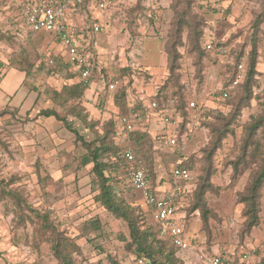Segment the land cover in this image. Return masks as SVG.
Returning <instances> with one entry per match:
<instances>
[{
    "label": "rangeland",
    "instance_id": "rangeland-1",
    "mask_svg": "<svg viewBox=\"0 0 264 264\" xmlns=\"http://www.w3.org/2000/svg\"><path fill=\"white\" fill-rule=\"evenodd\" d=\"M18 1L0 0V32L3 35L0 57L2 54L6 59L21 55L23 47L28 60L35 65L31 75L25 79V86L38 91L39 96L34 103V113L22 111L20 114L19 109L9 106L26 109V102L21 103L26 93L24 73L11 69L14 62L10 65L0 60V264H58L49 252L48 233L41 229L40 220L30 214V218L18 223L17 208L1 193V189H15L32 208L50 212V219L79 247L73 254L75 264H113L110 259L118 264H148L146 261L139 263L134 255V245L119 238L120 233H126L125 226L93 201L91 164H80L85 151L75 141L74 133L62 121L44 117L39 111L55 108L80 136L86 141L93 140L96 132L101 134L105 131V122L109 117L126 113L114 105V92L105 88L110 77L119 80L118 87L125 86L127 101L136 109H141L140 98L150 100L168 79L164 45L169 39L173 6L181 2L176 4L181 10L184 3L182 0H105V8L100 9L98 3L103 0H92L85 24L93 22L103 29L88 34L84 42L85 52L91 57L94 67L90 85L84 96L75 102L87 115V121L94 123L90 128L42 94L45 85L59 88L64 81L72 78L73 73L64 64L46 65V50L50 55L60 54L63 60H67L66 50L50 39L51 33H46L43 38L26 37L18 19ZM260 1L191 0L190 11L203 23L204 35L200 47L205 54L196 64L197 54L191 50L187 30H184L182 45L178 48L180 80L176 85L170 82L164 87L166 96L163 101L160 99V103L167 106L168 113L172 114L171 128L178 125L188 135L184 136L186 142L182 151L163 145L154 152L153 185L159 177L166 179L173 165L183 157L191 159V189L197 186L203 169L209 166L204 152L212 138L209 126L221 123L218 113L223 117L231 113L233 103L241 97L242 90L231 91L230 98L226 100L219 99L217 93L229 80L230 63L234 62L236 55L242 54L244 59L248 57L252 47L250 39L253 38L251 24L260 10ZM72 19V23L81 28V22L86 20L85 10L78 9ZM210 39L213 44L226 42L222 47L227 52L217 55L207 51L203 44ZM257 42L258 73L253 97L229 127L230 132L222 139L211 159L212 187L204 195L207 220L202 221L199 211L184 218V208L179 209V220L184 221L182 226L185 229L186 225L187 235L195 240L193 249H173L183 264H207L212 256L221 253L228 254L235 261L242 253H248L250 264H257L264 257V187L261 190L259 221L255 227H247L244 203L239 200L249 184L251 171L257 167L256 158L249 157L246 167L240 166L237 171L231 164L240 153L243 126L260 111L264 101V22L260 25ZM40 58L43 60L40 61ZM180 98L185 103V119L182 115L180 118L174 108ZM190 102H194L197 109L187 111L186 105ZM39 116L44 136L35 137L31 131L26 135L25 128ZM160 122L157 120L155 124L161 125ZM146 129L153 137L162 134L159 133L161 128L153 130L149 123ZM167 131L170 132L169 128ZM125 137V133L118 128L109 136L119 147L124 145ZM120 177L121 196L132 207H137L140 194L132 189L125 174ZM141 214L142 225L155 229L151 214L144 211ZM95 215L103 221L102 228L85 234L83 221ZM94 236L96 238L91 240Z\"/></svg>",
    "mask_w": 264,
    "mask_h": 264
},
{
    "label": "trees",
    "instance_id": "trees-1",
    "mask_svg": "<svg viewBox=\"0 0 264 264\" xmlns=\"http://www.w3.org/2000/svg\"><path fill=\"white\" fill-rule=\"evenodd\" d=\"M181 1V0H179ZM184 7L180 10L173 6L174 17L171 22V29L169 32V39L164 45V50L166 52L167 67H168V79L160 86L158 92L149 100V103L154 101L156 103V108L162 110L164 115L172 116L168 113V107L160 103V99L165 98V86L167 84L176 85L180 80L179 69V59L180 53L178 48L182 45V34L184 30H187V37L189 44L191 45V50L197 54L196 64L202 59L205 52L200 47V42L204 35L203 23L200 18H198L194 13L190 11L191 0H182ZM92 0H83V2L76 6L75 10L84 9L86 20L81 22V30L83 32L84 39L87 36L85 33L92 32L94 23H89L86 25L88 20L87 14L89 12ZM90 13V12H89ZM20 23L22 21L20 17L18 18ZM264 22V0L260 1V10L255 14L253 18L252 27V47L248 52L247 59L242 58V54L236 55L234 62L231 65V75L229 80L225 83L222 91L218 92V98L221 100H226L230 98V92L235 89H241V97L233 103L234 108L231 113H228L227 117H223L218 113L217 118H221V123L219 125H210L212 138L211 141L204 149L205 160L208 162L209 166L203 169V173L199 177V182L197 186L193 189L190 188V182L192 178L191 172V159L190 157H183L181 160L177 161L173 166L185 167L189 170L191 176L186 182V191L182 195L186 200L187 204L183 206L184 218L188 215L199 211L203 222L207 220L208 209L205 204L204 195L211 189L212 183L210 181L212 176L211 169V159L216 150L220 147L221 141L226 137L227 133L230 132L229 127L235 122L236 118L240 114L242 108L248 106L250 100L253 97V88L257 85L256 75L258 73L257 60H258V42L257 34L260 31V25ZM25 30V29H24ZM26 37L28 38H43L45 32L35 33L32 31H27ZM3 35L0 32V41L3 40ZM212 42L213 40L210 39ZM204 41V48L205 47ZM213 49H206L207 51H212L215 54H220L217 51L218 47L226 45L225 43H214ZM82 52H85L84 43L81 46ZM12 52V51H11ZM86 53V52H85ZM222 55V54H221ZM9 57V56H8ZM91 62V70L89 75V83L84 84L80 79L73 82L64 81L59 88H53L45 85V89L42 94H45L50 98V100L62 107L69 114L77 116L84 124H87L90 128L94 126V123H89L87 121V115L78 108L76 101H79L85 93V90L91 83V72L94 67L91 57L88 56ZM43 60L42 58L39 59ZM240 60L244 62V76L241 81L236 85H232V81L236 72L237 64ZM15 63L11 65L12 63ZM8 63L16 69L25 72L26 78L31 75V70L35 67L34 62L29 61L25 55V50L21 48V55L18 54L16 57H9ZM41 64V63H40ZM47 65V64H46ZM65 66L69 68V71L73 73L72 78L78 76L79 74L75 71L69 64L65 63ZM48 67H52L47 65ZM71 78V77H70ZM108 81L105 83V88L108 92H114L113 101L114 105L126 111V115H130L133 112L139 114L145 113L148 110L147 106H143V97L140 98L142 101L141 109H136L132 106L126 99L127 89L125 86L117 87L114 90H109ZM227 92V95L223 94ZM163 101V100H162ZM73 102V103H72ZM186 110L197 109V106L190 107L189 104L186 105ZM178 111L179 117L182 115L185 119V103L182 98L176 101L175 107ZM149 109L150 104H149ZM143 113V114H144ZM39 114L44 117H54L55 119L62 121L64 125L69 128L71 132L75 135V141L79 142L80 146L84 149L83 157L80 161L81 165L91 164V179L90 188L92 191L93 201L101 207L103 210L108 212L113 219L121 222L125 228V234H119V238L123 241H130L134 245V255L138 258V262L142 263L146 261L148 264H183L180 259L175 255L173 249L180 251H186L188 249H181L174 246L170 240L164 238L160 234L159 226L154 221L155 229L149 227H144L142 225V211L151 214V211L146 207L141 198L139 197L137 207H132L122 196L121 189H119V184L121 174H125L129 169L130 163L124 156V150L130 148L135 159L144 168L147 177L151 180L153 185L155 179L154 171V160L153 154L158 148L163 145L167 146V137H175L176 144L172 148H177L182 151L183 145L185 144V137L188 133L183 132L180 128L175 126L172 132L168 134L158 135L157 137L151 136V134L145 129L144 126L140 125V122L135 126L134 129L127 132L119 123L118 117L125 114H117L115 117H109L105 122V131L101 134L96 132V137L93 140L86 141L78 132L73 129L66 121L65 117L61 116L60 113L53 107L45 108L39 111ZM162 114V115H163ZM181 118V117H180ZM182 119L180 120V123ZM170 124V123H168ZM118 125V126H117ZM116 128L125 133V143L122 146L114 145L109 138L110 134L116 132ZM244 138L240 146V153L237 158L232 161L233 170L237 171L240 166L242 168L246 167L249 157L256 158L257 167L250 174L249 184L246 186L244 192L239 196V200L244 203V213L247 216V227L252 228L258 224L259 212H260V199L261 190L264 187V101L261 104L260 111L250 117V121L243 126ZM172 169V168H171ZM171 169L168 173L166 180L171 181ZM161 179L164 180L163 177ZM157 181V180H156ZM132 187V186H131ZM132 189H134L132 187ZM134 191H136L134 189ZM137 192V191H136ZM1 193L6 195L11 201L14 202L15 208H17L16 216L18 217V223L24 222L25 218H30V214L34 215L40 220V227L44 231H47L49 242V252L57 259L58 264H75L74 263V252L79 250L77 244L69 239L63 231L58 228L55 221L51 220L49 217V211H37L36 209L29 206L25 201L23 196L15 189H1ZM2 198V197H1ZM29 212V213H26ZM153 218V217H152ZM154 220V219H153ZM103 226V221L97 215L89 217L82 223V230L85 234L90 232H96ZM186 230V225H185ZM96 238L94 236L91 238L93 240ZM190 250V249H189ZM224 254V253H221ZM108 258V256H107ZM264 259V257L262 258ZM113 264H118L115 260L110 259ZM4 264H17L12 262H5ZM260 264V263H258Z\"/></svg>",
    "mask_w": 264,
    "mask_h": 264
},
{
    "label": "built area",
    "instance_id": "built-area-1",
    "mask_svg": "<svg viewBox=\"0 0 264 264\" xmlns=\"http://www.w3.org/2000/svg\"><path fill=\"white\" fill-rule=\"evenodd\" d=\"M83 0H19V17L25 30L35 33H51L55 44L66 50L67 60L57 55H50L45 52V62L49 66L57 64H69L79 74V79L84 83H89V75L91 70V62L88 54L82 52L83 32L81 28L65 21L66 16L74 11L76 6L81 4ZM106 1H100L98 6L100 9L105 8ZM103 27L100 24H94L93 33L101 32ZM206 49H213L214 45L211 40L205 42ZM220 54H225V47H218ZM244 62L240 60L237 64L236 72L232 81V85H236L243 79ZM119 80L116 77L108 79L109 90L118 87ZM227 95V92L223 94ZM190 107L195 106L194 102L189 103ZM150 108L163 120L170 123L171 116L164 115L162 110L156 108V103L152 101ZM163 114V115H162ZM142 119V115L133 112L130 115H120L118 123L127 131L135 128L137 123ZM167 145L176 144L175 137H170L166 141ZM124 156L130 163L129 169L125 173L130 186H132L139 194L146 207L151 211L154 221L158 224L160 234L171 243L181 249H193L195 240L189 237L180 221L179 209L187 204L183 198L186 191V182L190 179V172L185 167L173 166L171 169V181L169 188L163 193H158L153 188L151 180L147 177L144 168L135 159L130 148L124 150ZM250 254L242 253L240 256V264H250ZM264 264V259H259L257 264ZM208 264H237L233 257L228 254H215L210 258Z\"/></svg>",
    "mask_w": 264,
    "mask_h": 264
},
{
    "label": "crops",
    "instance_id": "crops-1",
    "mask_svg": "<svg viewBox=\"0 0 264 264\" xmlns=\"http://www.w3.org/2000/svg\"><path fill=\"white\" fill-rule=\"evenodd\" d=\"M76 10L74 11H71L65 18V21L69 24H73L72 21V16H73V13H75ZM90 33H93V32H88V34ZM87 36L88 34L85 33ZM52 35V34H51ZM87 36L85 37V39L83 40V43L86 41V38ZM44 37H46V35L44 34ZM49 37V36H48ZM84 37V36H83ZM50 39H53V35L50 37ZM57 53H59V51H57ZM60 56V54H59ZM61 57V56H60ZM62 58V57H61ZM8 59L9 57H7V59L5 58V56L2 54L1 57H0V60L2 62H7L8 63ZM9 64V63H8ZM11 69H16V68H11ZM18 70V69H16ZM20 71V70H19ZM23 72V71H22ZM24 73V79H23V84L25 86V79H26V76H25V72ZM79 78L78 76L74 77V78H68L66 81L67 82H73V81H77ZM25 94L22 98V104L26 102V109L23 108L21 109L20 106H14V105H9V106H12V107H15L17 109H19V113L21 114L22 111H24V113L28 112V111H31L32 113L36 112L35 110V107H34V103L36 101V99L38 98L39 96V93L38 91H34V90H29L26 86H25ZM149 100L146 99L144 102H143V106H147L148 107V110L142 115V119L140 121V124L142 126L145 127L146 129V125L149 123L150 127H152L153 130H157V129H160L161 128V132L159 133H162V134H168L169 131H167V129L169 128L170 132H172L171 130H173V128H171L170 124H168L167 122H165L163 120V118L159 115H157L156 113H154V111L152 109H149ZM21 105V104H19ZM38 113V111H37ZM52 117V116H50ZM50 117H47V118H50ZM157 120L160 122L161 125H157L155 124L157 122ZM41 123V117L39 116V119L35 118V120H33L31 122V125L28 126V128H25L27 130V133H25L26 135H29L30 134V131L31 133L35 136V137H43L44 136V129L40 126V123ZM138 124V123H137ZM161 134V135H162ZM170 186V181L166 180V179H161V177H159V179H157L156 181V184L153 185V188L155 189V191H157L158 193H163L164 191H166ZM189 236V235H188ZM190 237V236H189ZM236 262L237 264H240V258L237 260L236 259ZM208 264V263H207Z\"/></svg>",
    "mask_w": 264,
    "mask_h": 264
}]
</instances>
